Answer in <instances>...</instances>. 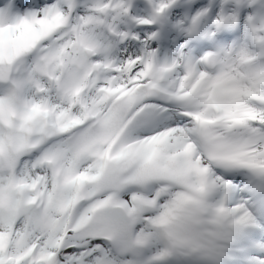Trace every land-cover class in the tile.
I'll return each mask as SVG.
<instances>
[{
    "label": "snow or ice",
    "instance_id": "snow-or-ice-1",
    "mask_svg": "<svg viewBox=\"0 0 264 264\" xmlns=\"http://www.w3.org/2000/svg\"><path fill=\"white\" fill-rule=\"evenodd\" d=\"M0 264H264V0H0Z\"/></svg>",
    "mask_w": 264,
    "mask_h": 264
}]
</instances>
